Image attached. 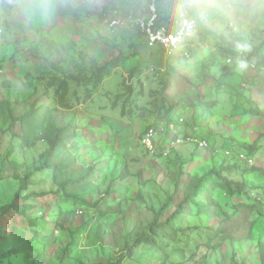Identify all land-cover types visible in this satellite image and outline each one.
I'll use <instances>...</instances> for the list:
<instances>
[{"label": "rangeland", "instance_id": "374dc122", "mask_svg": "<svg viewBox=\"0 0 264 264\" xmlns=\"http://www.w3.org/2000/svg\"><path fill=\"white\" fill-rule=\"evenodd\" d=\"M198 3L190 58L170 60L150 50L136 27L130 36L104 22L116 8L125 18L146 19L151 0H0V214L16 206L0 234L35 237L39 244L14 264H108L138 221H152L166 202L162 219L175 211L193 177L203 180L205 196L177 216V239L166 252L143 246L123 264H264V77L225 62L238 48L225 44L233 36L242 38L255 63L264 56V0ZM227 4L242 7L230 11ZM161 6L158 0V11ZM159 15L162 23L173 22ZM113 59L119 67L95 84V68ZM58 78L69 82L71 109L60 105L59 82L52 87ZM31 105H49L66 129L68 151L83 152L68 164L97 163L98 174L63 193L54 172L44 171L31 189L54 194L18 199L28 164L48 148L42 141L34 150L22 148L20 123L8 115L12 109L19 117ZM158 122L165 134L152 153L142 136ZM182 134L210 147L168 150ZM227 150L256 164L222 155ZM222 181L245 185V193L230 194ZM25 206L35 209L24 215Z\"/></svg>", "mask_w": 264, "mask_h": 264}, {"label": "trees", "instance_id": "16d2710c", "mask_svg": "<svg viewBox=\"0 0 264 264\" xmlns=\"http://www.w3.org/2000/svg\"><path fill=\"white\" fill-rule=\"evenodd\" d=\"M170 24H172V22ZM122 32L130 36L133 34L132 29H125L122 30ZM225 44H227V46L233 51L238 47L234 52V55L229 57H237L239 50H244V52L246 51V47L243 46V40L239 36L231 37L225 42ZM120 55H122V52ZM117 62L118 59H113L108 61L106 64L97 66L93 76L94 83H102L104 78L111 74V70L119 67ZM257 62H259L256 63L259 70H257L255 73L254 78H263L264 74L262 73V67L264 66V56H260ZM58 82L59 87L57 94L60 99V105L64 109H71L68 102V95L70 92L69 82L66 79L58 78L55 80V82H53L52 87L56 86ZM5 85L8 87L10 86L9 83H5ZM163 89L166 88L164 87ZM129 90L131 89L129 88ZM154 93L158 94V92ZM1 109L2 104H0V114L2 113ZM8 115L13 124L17 122L20 123L22 134H18V138L21 141L22 148L34 150L41 143V141L48 142V148L40 155V159L36 160L32 166L28 164L26 177L20 179L22 184L20 191L17 194L18 199L19 197L20 199L22 197V199L25 200L42 199L54 194L48 191L37 192L31 189L35 184L34 177H36V174L38 173L48 170L53 171L54 182H56L59 186V191L61 192L62 190V192L65 193L67 192L68 187L77 185L84 180H87L91 175L95 176L98 174V171L101 170L97 166V163H91L87 166V168H85L86 166H84L83 161L78 162V164H68L71 162L68 160L69 157L72 158V156L75 157L76 155L82 157L83 152L78 150L76 154V151L74 150L75 148L70 150V152L68 151L66 143H64L63 136L66 132V129L60 127L58 122H56V116L53 115V110L51 107H49V105H31L28 111L19 117H15L14 113H12V109H10ZM152 126L157 127L158 125L152 124ZM149 127H151V125ZM13 136L15 137V135ZM63 163L68 165H64ZM60 175H62L61 177H64V180L60 181ZM202 181L203 180L198 177H193L189 180L188 186L184 192V199L179 204H176L175 211L167 218L162 219V213L169 205V202H166L159 211L153 212L154 216L152 221H138L133 228L127 230L124 235V249L122 253L118 256V258L111 260L108 264H123L126 259L133 258L135 256V252L143 246H146V248L150 247L152 251L166 252L168 245L174 242L177 239L178 233L182 231L179 226L175 225L177 216H180L186 212L188 204L199 205L201 203V198L205 196V193H203V189L201 187ZM221 187L227 189L230 194H235L238 192L241 194L245 193V185L243 184H234L233 182L222 181ZM24 192H27V194H24L23 196ZM208 205H210V202H208ZM15 208L16 206L13 205L11 209ZM11 209L7 208L6 210H3V213L0 214V223L6 216H9L10 212L8 211ZM31 209H35L34 206H25L21 211H23L24 215H26ZM220 232L221 231L219 229L217 232L218 236L221 234ZM34 239V242H27V240H25L22 236L15 235V232H12L10 235L5 233L0 234V264H14V258L20 257L22 253H24V249L33 251L35 244H37L35 237ZM22 244L24 245L22 246ZM9 245H11V247ZM38 245L39 244L36 246ZM68 254V250L63 253L62 262L66 261ZM262 260L264 263V247L262 251Z\"/></svg>", "mask_w": 264, "mask_h": 264}, {"label": "built area", "instance_id": "2783aa9c", "mask_svg": "<svg viewBox=\"0 0 264 264\" xmlns=\"http://www.w3.org/2000/svg\"><path fill=\"white\" fill-rule=\"evenodd\" d=\"M157 1L158 0H151V4L149 5L148 9V16L146 19L133 20L132 18H125L120 10L116 8L112 15L104 22H106L111 32L115 30H131L132 28L136 27V29L144 36L147 47L150 50H160L163 53L165 59L174 60L177 56L189 59L190 53L187 48L190 41L195 37L198 31L197 20H195V23L189 29L185 30L183 34H181L174 22H172V24L161 22L157 8ZM255 62L256 61L249 59V56L247 55L246 51L244 52V50H239L237 57H229L226 59V63L230 66L236 63L239 67H243L244 69L246 68L250 71L254 69L255 72H257L259 69L257 68ZM262 70L263 72H261L264 74V66L262 67ZM157 125V127H153L151 125V127H149L142 136V144L152 153H157L158 151L156 144L158 135L165 132L164 122H158ZM185 144L195 145L201 149H207L210 147L208 142L204 139L182 134L170 140L168 143V150L175 149ZM167 154L168 153H165V155ZM223 154L228 158H230L229 156H238L240 161L248 163L252 166L256 164L255 160H252L248 156L241 153H237L236 155L235 153L227 150L224 151Z\"/></svg>", "mask_w": 264, "mask_h": 264}, {"label": "clouds", "instance_id": "9594fccd", "mask_svg": "<svg viewBox=\"0 0 264 264\" xmlns=\"http://www.w3.org/2000/svg\"><path fill=\"white\" fill-rule=\"evenodd\" d=\"M202 7L198 0H162L159 14L170 16L181 34L195 23L197 11ZM225 7L230 11H236L239 5L227 4Z\"/></svg>", "mask_w": 264, "mask_h": 264}, {"label": "crops", "instance_id": "0c3cea01", "mask_svg": "<svg viewBox=\"0 0 264 264\" xmlns=\"http://www.w3.org/2000/svg\"><path fill=\"white\" fill-rule=\"evenodd\" d=\"M37 177V176H36Z\"/></svg>", "mask_w": 264, "mask_h": 264}]
</instances>
